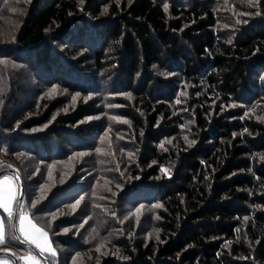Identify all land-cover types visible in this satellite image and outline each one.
<instances>
[{
  "label": "trees",
  "instance_id": "obj_1",
  "mask_svg": "<svg viewBox=\"0 0 264 264\" xmlns=\"http://www.w3.org/2000/svg\"><path fill=\"white\" fill-rule=\"evenodd\" d=\"M253 2L214 7L258 13L231 38L237 22L226 25L203 0H84L82 9L74 0H32L28 8L23 0H0V17L14 19L8 17L13 7L21 22L14 41L11 32L0 38V58L30 66L38 82L37 89L20 85L12 78L22 77L0 65V177L8 171L18 177L19 211L48 233L54 248L76 247L72 235H55L79 223L74 214L51 223L56 208L49 204L75 202L85 192L75 176L69 180L65 162L72 151L93 152L91 136L102 128L80 124L98 115L93 108L79 105L53 118L60 98H42L53 87L71 96L120 88L135 97L130 104L138 116H121L134 130L140 165L122 201L133 194L135 202L159 205L149 219L157 234L136 246L123 239L126 259L117 254L87 264H264V0ZM18 95L25 100H15ZM125 100L120 97L121 106ZM252 102L258 118L245 114ZM102 175L91 178L97 183ZM62 180L69 184L46 202L45 191ZM101 215L94 227L106 228L97 231L96 243L117 229ZM2 246V256L15 264L31 252L16 239L12 221ZM78 257L57 251L45 260L80 264Z\"/></svg>",
  "mask_w": 264,
  "mask_h": 264
},
{
  "label": "rangeland",
  "instance_id": "obj_2",
  "mask_svg": "<svg viewBox=\"0 0 264 264\" xmlns=\"http://www.w3.org/2000/svg\"><path fill=\"white\" fill-rule=\"evenodd\" d=\"M5 1L8 0H3V2ZM11 1L12 0H9L10 3ZM31 1L32 0H23V7L28 8ZM74 2L80 9H82L84 0H74ZM203 3H206V6H209L213 9L216 7V5L229 4V0H203ZM11 8L12 9L10 12L13 17H8L15 19L17 17H15L17 14V8ZM214 9H217L218 11L217 17L223 20L226 25H228L227 20L229 21V19H231V21L233 20L237 22V25L235 24V28L227 34V36L231 38L232 35L234 37L239 33L240 28L245 25L248 19L255 17L257 14L256 12H253L247 16H245V14L240 16L241 11L239 8L237 7L234 9L233 6L225 8L217 7ZM25 12L26 10H24L23 14L19 15L18 18H21L22 20L24 18ZM14 19H7V21L0 17V38L8 34L10 35L11 32V37L13 39L10 41L15 40L16 37L14 28L19 27L21 22H19L20 20L15 22ZM11 26H13L12 30ZM4 44L6 43H3V45ZM0 61L4 62L0 63V65H3V67H10L16 72V76L22 77V80L18 78L20 81H18L17 78H12L13 80L19 82L20 85H26L32 88L35 87L36 89L38 88V86H34L38 82L32 75L30 66L17 63L11 58H0ZM102 74L103 76L101 77L98 74L100 80H102V77L104 78L106 75H108V71H104ZM103 85H105V82L102 84V86ZM53 89H55V91H53ZM119 89L120 88L117 89L119 94L116 93L118 91L115 90L116 92L114 93L107 91L106 93L100 92L99 94L95 95H84L79 93L71 96L69 95L68 91H61L58 89V87H53L50 90H46L45 95L42 98L43 101L45 100L47 102H51L56 98H60L61 108L54 113L53 118L57 117L59 114L68 115L76 110L79 105H87L88 107L96 110L98 115L85 117L84 120L80 122V124L85 125L93 123L96 126L100 125L102 128L98 136H91L90 139H94L96 143V149L94 150L95 154L94 151H72L73 155H70V159H68L66 162L64 161L67 165L68 174L70 175L69 180L71 179V176H75V180L80 185H83L85 192L79 195L75 202H59V200H56L49 204V206L56 208V210L52 212L49 211V213H51V223L59 222L58 220L62 217H69L73 214L76 215V219H78L77 221L79 224L59 230L60 234L55 235L56 238H58V236L67 238L68 235H72V240L74 243H76V247L73 244L68 246V248H63L62 246H57L54 248L52 243L51 245L53 252L59 251L62 254L68 253L69 255H74L75 257L79 256L78 259L80 264H87L88 262L96 263L97 260L103 257L116 256L117 254L122 256V259H126L125 253H123L124 250H119V248L123 246V239L127 241V246H133L134 243L136 246L138 241H148L149 238L152 240L157 234L149 225L150 217H152V215L155 214V210L158 209L156 205H144L140 200L135 202V200H133V194H130V198L125 196L123 198L124 202L122 201L121 195L126 187L124 185H132L134 182L138 181L137 175L140 171V165L138 163L139 150L138 148L136 150V147L133 150L135 145L132 136L134 134V130L127 118L121 116L122 113L131 116V118L138 116L132 111V104H130L135 101V97L134 94H124L122 93V90ZM58 91L65 94H61ZM73 97H75V99H73ZM120 97L126 99L125 101H128L129 104L121 106V102L118 101ZM15 100H18L19 102L25 100V98L21 95H18L15 97ZM234 103L231 105H234ZM243 107L246 115H253L255 113V104L253 102ZM126 109H129V111ZM253 116L258 118V116L255 114ZM109 148L112 152L109 150ZM97 156L99 158L96 161L95 167V157ZM70 160L74 162L71 163ZM116 161H118L119 165H117ZM73 163L75 166H73ZM130 164L135 165V169H131V166H129ZM163 168L164 167H162L161 170H163L165 173ZM119 169H121L120 173L118 171ZM98 172L103 174V179L96 183V180H93L92 178L97 179ZM68 184V180H62L60 183L53 184L47 191H45V194H47L44 197L45 201H48L53 190H55L57 187L62 189ZM98 187L101 191L96 192ZM138 197L141 198V194L138 195ZM101 214L109 216L113 224L117 226V229L115 231L111 229L113 232L106 240L97 241L99 243H96V240L99 238L97 231L101 233L104 231V228H106V224L103 225V229L101 230H97L94 227L97 221L102 218ZM87 232L91 234L89 238ZM77 246L81 247L79 248ZM3 249L9 248L4 247ZM97 249H99V251H97ZM63 259L65 258L63 257ZM71 264H76L75 260H73Z\"/></svg>",
  "mask_w": 264,
  "mask_h": 264
},
{
  "label": "snow or ice",
  "instance_id": "obj_3",
  "mask_svg": "<svg viewBox=\"0 0 264 264\" xmlns=\"http://www.w3.org/2000/svg\"><path fill=\"white\" fill-rule=\"evenodd\" d=\"M258 2V0H257ZM249 6L254 7L256 6V3L253 2V0H248ZM165 9H167V5H164ZM107 11V9H105ZM258 14V13H257ZM0 63H4L3 61H0ZM55 91V89H53ZM75 99V97H73ZM192 143H195L194 141L189 142L191 145ZM82 155V154H81ZM264 159V157H261ZM9 167H11L9 165ZM18 179V177H17ZM18 186H13L11 183V178L8 176H5L3 180H0V209H3L5 213H7V219L11 221L14 218V213L12 210L13 203H19L17 199L18 194ZM156 207H159V205H156ZM19 231L21 234L25 236V240L34 244L36 248L39 250L40 254H43L44 252H49L51 255H55V252L51 250V246L47 243V233L43 231L40 228H37L35 224L32 223L30 219L27 217V213L21 211L19 213ZM30 229L31 233H35L36 235H32L29 233V231L26 230ZM15 239V237H13ZM5 243V234H4V221L0 220V244ZM99 251V249H97ZM19 259L24 260L25 264H37L36 257L33 256L30 252L26 254V256L19 257Z\"/></svg>",
  "mask_w": 264,
  "mask_h": 264
},
{
  "label": "crops",
  "instance_id": "obj_4",
  "mask_svg": "<svg viewBox=\"0 0 264 264\" xmlns=\"http://www.w3.org/2000/svg\"><path fill=\"white\" fill-rule=\"evenodd\" d=\"M5 176H8V177L11 178V183L13 184V186H18L19 191H18V194H17V199L19 201L20 187H19V183H18L17 178H15V177H13L11 175H5ZM5 176L0 177V180H3V178ZM17 206H18V204L14 202L13 205H12V210H13V213H14L15 220H14V218L11 220L13 222V227H14V230H15L16 239L19 240L20 243L25 244V245H27V247L30 248V251H31L30 253L33 256L36 257L37 264H46L45 257L46 256H51V254L49 252H47V251L44 252L43 254H40L39 250L36 248V246L34 244L26 241L25 240V236L23 234H21V232L19 231V227H20V224H19V213H20V211H19V207L17 209ZM15 214H16V217H15ZM27 217H28V219H30L32 221L33 224H35V222L31 218L30 214L27 213ZM0 220L4 221V234H5L6 222L9 221V220L7 219V213H5L3 211V209H0ZM35 225H36L37 228L42 229L37 224H35ZM26 230L29 231L30 234L36 235L35 233H31V230L27 229V227H26ZM42 230L45 231L44 229H42ZM47 243L51 246V250L53 251L48 233H47ZM2 245L3 244H0V264H15V261L11 257H9L8 255L2 256V254H1L2 253L1 252L2 251V247H3ZM20 261H21L22 264H25L24 260L20 259Z\"/></svg>",
  "mask_w": 264,
  "mask_h": 264
},
{
  "label": "water",
  "instance_id": "obj_5",
  "mask_svg": "<svg viewBox=\"0 0 264 264\" xmlns=\"http://www.w3.org/2000/svg\"><path fill=\"white\" fill-rule=\"evenodd\" d=\"M7 173H8V175H11V176H13V177L16 178V176H15L14 173H12V172H10V171H8ZM19 185H20V183H19ZM22 192H23V188H22V186L20 185V197H19V201H18L19 203H18L17 209H18L19 204H20V202H21ZM15 217H16V214H15ZM14 220H15V218H14Z\"/></svg>",
  "mask_w": 264,
  "mask_h": 264
}]
</instances>
